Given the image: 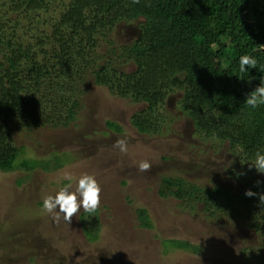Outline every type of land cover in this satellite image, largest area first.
I'll list each match as a JSON object with an SVG mask.
<instances>
[{"label": "trees", "instance_id": "1", "mask_svg": "<svg viewBox=\"0 0 264 264\" xmlns=\"http://www.w3.org/2000/svg\"><path fill=\"white\" fill-rule=\"evenodd\" d=\"M53 1L0 0V170L16 167L21 154L16 131L65 127L75 119L90 77L114 96L145 104L131 123L148 135L162 131L168 121L164 107L172 94L181 93L177 104L192 120L195 135L219 147L229 144L238 166L228 176L235 182L200 185L165 176L159 195L213 221L254 231L258 244L243 257L264 264V205L259 203L264 174L249 167L255 152L264 149V105L253 109L244 103L264 76V0ZM41 14L53 17L50 31L35 28ZM131 23H137L134 41L115 43L117 26ZM104 45L107 55L100 53ZM242 54L255 56L257 66L239 77ZM130 65L134 70H127ZM108 127L122 130L113 122ZM246 190L257 195L246 196ZM88 214L82 216L84 231L94 240L100 221L95 213L90 223ZM137 215L141 226L153 228L146 209ZM165 245L200 250L177 239Z\"/></svg>", "mask_w": 264, "mask_h": 264}, {"label": "rangeland", "instance_id": "2", "mask_svg": "<svg viewBox=\"0 0 264 264\" xmlns=\"http://www.w3.org/2000/svg\"><path fill=\"white\" fill-rule=\"evenodd\" d=\"M38 18L41 26L36 23L35 28L50 31L53 17ZM136 33L137 23L119 24L113 38L115 43L129 44ZM108 52L106 45L100 49L103 55ZM134 68L130 65L127 70ZM83 93L82 105L68 126L14 133L21 154L14 170H0V264H252L243 252L258 244L254 231L213 221L182 208L173 197L159 195L165 176L200 185L235 182L228 176L238 166L229 144L219 147L195 135L192 120L177 104L181 93L169 97L164 107L168 121L156 135L140 133L131 123L145 104L112 95L92 77ZM108 122L122 130L111 129ZM118 138L127 139V152L113 147ZM23 160L40 165L26 169ZM141 160H148L151 168L139 171L136 165ZM64 171L76 176L92 173L100 184L97 239L86 237L83 209L69 221L54 220L42 211V198L67 183L61 179ZM140 208L148 211L153 228L140 225ZM95 213L88 214L90 223ZM170 239L187 241L200 250L169 248L165 241Z\"/></svg>", "mask_w": 264, "mask_h": 264}, {"label": "clouds", "instance_id": "3", "mask_svg": "<svg viewBox=\"0 0 264 264\" xmlns=\"http://www.w3.org/2000/svg\"><path fill=\"white\" fill-rule=\"evenodd\" d=\"M256 66L257 59L255 56L251 54L240 55L238 59L239 77L248 72V69ZM244 103L253 109L264 105V76L261 77V83L248 94ZM113 147L118 148L122 153L127 152V139H116ZM249 161L250 168L254 167L258 173L264 174V149L257 150ZM136 166L139 171H147L151 168L148 160H141ZM61 179L66 180L67 183L59 187L54 194H47L42 198V211L44 213L52 216L54 220L63 217L65 221H69L80 209L88 213L95 212L101 201L102 189L94 174L83 172L76 176L69 171H64ZM259 183L261 181H257V184ZM245 195L251 197L257 193L246 190ZM259 203L264 205V193L259 194Z\"/></svg>", "mask_w": 264, "mask_h": 264}, {"label": "water", "instance_id": "4", "mask_svg": "<svg viewBox=\"0 0 264 264\" xmlns=\"http://www.w3.org/2000/svg\"><path fill=\"white\" fill-rule=\"evenodd\" d=\"M251 7H252V4L250 5L249 9H248L246 12L243 13V15H244V14H247L248 12H250Z\"/></svg>", "mask_w": 264, "mask_h": 264}, {"label": "flooded vegetation", "instance_id": "5", "mask_svg": "<svg viewBox=\"0 0 264 264\" xmlns=\"http://www.w3.org/2000/svg\"><path fill=\"white\" fill-rule=\"evenodd\" d=\"M136 31V30H135Z\"/></svg>", "mask_w": 264, "mask_h": 264}]
</instances>
